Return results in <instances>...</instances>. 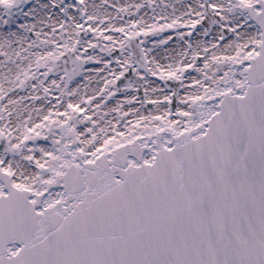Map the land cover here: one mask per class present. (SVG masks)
<instances>
[{
    "label": "snow or ice",
    "instance_id": "snow-or-ice-1",
    "mask_svg": "<svg viewBox=\"0 0 264 264\" xmlns=\"http://www.w3.org/2000/svg\"><path fill=\"white\" fill-rule=\"evenodd\" d=\"M0 264H264V0H0Z\"/></svg>",
    "mask_w": 264,
    "mask_h": 264
}]
</instances>
